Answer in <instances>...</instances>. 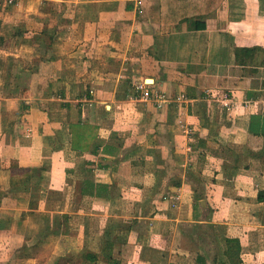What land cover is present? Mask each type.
I'll return each mask as SVG.
<instances>
[{"label":"crops","instance_id":"0c3cea01","mask_svg":"<svg viewBox=\"0 0 264 264\" xmlns=\"http://www.w3.org/2000/svg\"><path fill=\"white\" fill-rule=\"evenodd\" d=\"M71 1L0 6V264H39L48 243L55 259L100 253L104 236L126 239L121 264H197L195 193L213 209L212 240L238 238L242 264H264L263 77L209 70L235 66V46L264 47L256 3L222 0L189 31L181 20L204 0ZM145 78L187 99L145 102L131 88ZM14 166L38 168L37 183L11 187L27 175Z\"/></svg>","mask_w":264,"mask_h":264},{"label":"trees","instance_id":"16d2710c","mask_svg":"<svg viewBox=\"0 0 264 264\" xmlns=\"http://www.w3.org/2000/svg\"><path fill=\"white\" fill-rule=\"evenodd\" d=\"M222 0H204L203 5L198 6L197 9L194 7V12L199 11L198 13H193L190 16H186L182 18V22H187V29L189 31H196V30H205L208 28L207 18L212 15V11L216 9L221 4ZM127 9H133L132 3H127ZM152 56L157 58V55L150 50ZM264 54V47L263 46H235L234 47V58H235V66L228 67V66H210L209 70L212 73L222 74L225 76L231 75L232 77H251L255 75H260L263 77V85H264V59L260 58V54ZM180 72H184L185 69L179 67ZM186 72V71H185ZM211 73V72H210ZM235 84H237V79H234ZM200 84V80H197L196 85L187 86L186 92L188 93V97L195 98L197 97V85ZM171 103V102H170ZM78 107L80 105L76 104ZM257 118V117H256ZM259 119V118H257ZM254 120V121H253ZM252 120L254 123L256 121L255 117ZM261 121V120H260ZM264 122V121H263ZM77 125H80L78 122ZM253 130V126H252ZM73 148L81 151L83 150L82 146L73 144ZM107 150V149H106ZM13 167V165H12ZM15 169H18L17 166H14ZM38 168L32 169H18L20 172L27 173L25 179H21L18 182H13L12 186L15 189H26L27 186L31 183H37V176L35 172ZM28 172L29 175H28ZM91 185L89 181L86 180L84 192H88L87 188L90 190L89 193L91 195L94 194V191L91 189ZM96 190V194L104 195L106 193V189L108 186L106 184H100ZM13 190V189H12ZM205 196L201 193L194 194V206L195 209L199 207V201L203 199ZM259 201H264L263 192L259 193L258 196ZM212 213L213 209H209V213L206 216V224L195 223L193 228H186V234L192 238L199 246L200 249L205 250L204 253L199 254L197 256V264H207V260L209 259V251L212 249V245H214V253L211 257L210 264H242V245L238 238H229L224 237V246L221 245L220 240L217 238L212 240L211 237L215 236L214 232V224L211 223L212 220ZM56 228L51 229L50 232H55ZM45 234V233H44ZM126 239L120 238L118 242H115L113 239L104 236L102 249L100 253H97L93 250L88 248L83 249H73L68 248L66 253L69 255V259L66 263L70 264H96L98 261H103L106 264H121V260L118 256L120 250V244H124ZM37 245V244H35ZM34 245V246H35ZM24 247H27L24 245ZM116 247L118 249L116 250ZM208 253V254H207ZM65 258V257H62ZM58 258L53 261V264H58ZM46 262V258H40L39 264H44Z\"/></svg>","mask_w":264,"mask_h":264},{"label":"built area","instance_id":"2783aa9c","mask_svg":"<svg viewBox=\"0 0 264 264\" xmlns=\"http://www.w3.org/2000/svg\"><path fill=\"white\" fill-rule=\"evenodd\" d=\"M18 0H0V5L13 6ZM139 4H142L139 1ZM132 92L134 95L138 96L141 100L145 102H150L157 107H164L170 102H185V93H179L178 95H171L169 92L161 89L152 87V85L145 79L134 80L131 84ZM95 95V90L91 89L89 91V96L85 99V102L89 105L93 104V97ZM225 99H228V95H224ZM228 105V103H226Z\"/></svg>","mask_w":264,"mask_h":264},{"label":"rangeland","instance_id":"374dc122","mask_svg":"<svg viewBox=\"0 0 264 264\" xmlns=\"http://www.w3.org/2000/svg\"><path fill=\"white\" fill-rule=\"evenodd\" d=\"M253 1H254V3H256V5L258 7V8H255L254 10L261 12L260 14H262L264 16V0H256V1L253 0ZM238 4H239V2H238ZM76 5H77V2L73 0V1H71V3L67 4L66 8H67V10L69 9V7L74 9V7ZM0 6H4V5H0ZM231 10L234 11L233 8H231ZM259 57L264 59V54L261 53L259 55ZM145 80H146V78H145ZM45 246L46 247H44V249H42L41 256H44V257L47 258L49 255H51V257L49 258V261H50V260H52L54 258V256H56L55 255L56 254V243H48V244H45ZM58 259H59L58 262H57L58 264H65V260L67 261L69 258L68 257H65V258L60 257ZM54 260H55V258L53 259V261Z\"/></svg>","mask_w":264,"mask_h":264},{"label":"water","instance_id":"95a60500","mask_svg":"<svg viewBox=\"0 0 264 264\" xmlns=\"http://www.w3.org/2000/svg\"><path fill=\"white\" fill-rule=\"evenodd\" d=\"M147 80H151V82H154V80L152 78H147ZM199 205L203 210L204 217L206 218V216L208 215V212H209L206 201L204 199H201L199 201Z\"/></svg>","mask_w":264,"mask_h":264}]
</instances>
